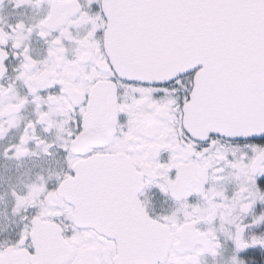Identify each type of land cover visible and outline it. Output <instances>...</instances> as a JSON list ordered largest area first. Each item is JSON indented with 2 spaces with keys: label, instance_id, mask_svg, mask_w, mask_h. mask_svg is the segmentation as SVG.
<instances>
[{
  "label": "snow or ice",
  "instance_id": "1",
  "mask_svg": "<svg viewBox=\"0 0 264 264\" xmlns=\"http://www.w3.org/2000/svg\"><path fill=\"white\" fill-rule=\"evenodd\" d=\"M0 264H264V0H0Z\"/></svg>",
  "mask_w": 264,
  "mask_h": 264
},
{
  "label": "flooded vegetation",
  "instance_id": "2",
  "mask_svg": "<svg viewBox=\"0 0 264 264\" xmlns=\"http://www.w3.org/2000/svg\"><path fill=\"white\" fill-rule=\"evenodd\" d=\"M4 210H3V208H0V213H2Z\"/></svg>",
  "mask_w": 264,
  "mask_h": 264
}]
</instances>
